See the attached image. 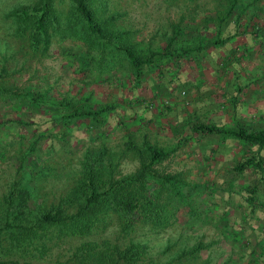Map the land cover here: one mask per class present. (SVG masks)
Here are the masks:
<instances>
[{
  "label": "rangeland",
  "instance_id": "1",
  "mask_svg": "<svg viewBox=\"0 0 264 264\" xmlns=\"http://www.w3.org/2000/svg\"><path fill=\"white\" fill-rule=\"evenodd\" d=\"M27 1L0 0V87L27 92L41 104L0 95V207L11 181L21 178L30 184L28 203L33 211L59 205L69 213L75 204L66 194L82 175L84 164L100 162L105 179L131 173L139 164L142 139L171 150L155 167L176 175L173 190L179 195L165 199L160 225L141 222L123 230L116 215L108 213L85 234L61 232L54 226L41 237L46 244L42 252L0 253V264H69L73 249L88 237L120 247L140 241L146 246L145 259L154 264L254 260L255 253L248 257L251 243L239 232L245 230L244 223L252 222L251 210L264 204V178L254 166L238 165L236 153L254 155L256 147L242 142L235 151V145L221 146L206 135L198 143L191 125L209 112L207 72L217 70L209 59L221 53L235 62L264 56V46L229 50L223 42L210 43L229 33L234 20L252 27L264 25V0H105L98 13L112 16L111 28L128 31L134 51L162 52L175 33L169 51L154 56L139 80L127 64L113 70L98 67L85 46L70 37L54 36L44 54L31 51L4 17L11 7ZM254 37L264 42V32ZM246 65L244 71L263 67L250 64L248 70ZM59 101L67 108L50 105ZM73 104L83 110L105 104L111 108L97 113L94 123L87 114L65 115ZM172 118L177 121L172 123ZM130 144L135 147L129 148ZM219 149L227 156L221 162L215 161ZM255 245L263 250L264 241H255L253 249Z\"/></svg>",
  "mask_w": 264,
  "mask_h": 264
},
{
  "label": "trees",
  "instance_id": "2",
  "mask_svg": "<svg viewBox=\"0 0 264 264\" xmlns=\"http://www.w3.org/2000/svg\"><path fill=\"white\" fill-rule=\"evenodd\" d=\"M105 6V0H28L11 7L4 17L13 33L23 38L33 52H47L56 35L60 38L70 37L85 46V52L91 55L87 54L98 67L113 70L127 64L135 79L139 80L142 71L154 63V56H163L164 52L169 51L175 33L168 38L162 52L134 51L127 37L128 31L111 28L112 16L105 18L98 13L97 10H103ZM3 94L11 98L23 97L30 105L36 101L27 92L0 87V95ZM51 103V106L60 110L67 108L60 101ZM69 108V112L65 113L68 117L78 118L87 114L96 123L97 113L111 106L105 104L101 108L83 110L81 106L73 104ZM192 129L200 132H231L246 141L264 144V128L230 130L196 121ZM128 146L135 147L132 144ZM140 146L138 167L120 177L102 178L100 162L95 166L85 163L82 175L66 194V198L75 204V209L69 213H64L59 205L33 211L28 203L30 184L25 179H13L3 194L0 207V253L11 256L30 254L31 249L42 252L46 244L41 237L54 226L61 232L85 234L91 232L95 223L108 213L116 215L123 230H130L141 222L160 225L166 211L165 199L177 195L178 191L173 190L176 175L160 172L155 165L164 160L171 150L151 144L146 139L141 140ZM259 163L248 156L238 165ZM197 247L198 244L192 250ZM146 252L145 244L140 241H130L120 247L88 237L73 249L69 264H154L150 259H145ZM52 264L63 263L59 261Z\"/></svg>",
  "mask_w": 264,
  "mask_h": 264
},
{
  "label": "crops",
  "instance_id": "3",
  "mask_svg": "<svg viewBox=\"0 0 264 264\" xmlns=\"http://www.w3.org/2000/svg\"><path fill=\"white\" fill-rule=\"evenodd\" d=\"M237 15V14H235ZM234 15V16H235ZM242 15V14H241ZM253 14L250 16L252 17ZM249 16V17H250ZM240 21V20H239ZM239 21L234 20L233 28H230L229 33L226 35L220 36L219 40L214 38L210 43L212 45L227 44L230 47L229 50L234 49L236 46L239 49L253 47L259 50L263 48L264 42L258 41L257 38L254 37L256 33H263L264 28L262 26L253 25H242ZM228 32V31H227ZM222 43V44H223ZM212 50V49H210ZM220 55H223L222 53ZM220 55L216 56L214 59H209L210 63L212 60L214 61L216 72H207V84L210 89V94H208L206 104L209 105V112L201 121L207 124H214L218 126H222L225 129L230 130H250V129H259L264 128V56L263 54L259 55L257 59L253 60H240V62H235L233 59L225 60L224 55L220 58ZM253 62V63H252ZM261 65L257 70H253L250 66L247 65ZM209 65V64H208ZM243 65L245 69L250 71H244L242 69ZM238 67V68H237ZM219 68H223L226 72H220ZM240 69V71H239ZM211 70V68H210ZM238 70V71H237ZM228 71V72H227ZM203 96V95H202ZM203 104V103H201ZM179 117H177L178 119ZM174 119V118H172ZM164 120V118H163ZM177 120L174 119L172 123H175ZM212 121V122H207ZM196 122V121H195ZM170 125L169 123H166ZM165 124V125H166ZM165 127L166 132L170 133L169 128ZM193 125V124H192ZM191 125V126H192ZM173 126V125H172ZM174 127V126H173ZM195 131V130H194ZM201 135H206L207 138H213L216 144L224 146L226 143H231L232 146L235 145L236 150L240 149L239 144L242 142H247L249 144L254 145L256 154L254 155H246L243 152L242 154L236 153L237 160L242 161L244 159V155L246 157L252 156L254 160H258L260 165H252L260 172L259 176L262 174L264 178V144L258 145L255 142L246 141L244 139L238 138L234 133L231 132H200L197 131L195 135V139L198 140L201 138ZM209 144V143H207ZM209 149L210 150V145ZM228 146V145H227ZM238 146V147H237ZM239 149V150H238ZM232 148H229L228 152H231ZM245 151V149L243 150ZM211 150L207 153L211 154ZM218 155L215 156V161H224L227 158L223 155V150L219 149ZM228 152L225 153L228 155ZM254 152V153H255ZM233 153V152H232ZM241 156V157H240ZM245 157V158H246ZM229 159V158H228ZM208 168V166H207ZM214 168V167H213ZM204 169V168H201ZM212 169V168H208ZM264 204L262 207L258 208L257 211H252L253 220L248 221L246 224L244 223L245 230H240V235H243V240H247L251 243L250 251L248 250V257L251 258L253 254L256 258L250 262L247 258L246 264H264V248L263 250L257 249V245L254 246L255 241L262 242L264 241ZM242 215H245L244 212ZM261 257V259H260Z\"/></svg>",
  "mask_w": 264,
  "mask_h": 264
}]
</instances>
